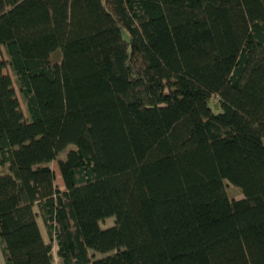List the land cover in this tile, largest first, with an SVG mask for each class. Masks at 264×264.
I'll use <instances>...</instances> for the list:
<instances>
[{
  "label": "trees",
  "instance_id": "trees-1",
  "mask_svg": "<svg viewBox=\"0 0 264 264\" xmlns=\"http://www.w3.org/2000/svg\"><path fill=\"white\" fill-rule=\"evenodd\" d=\"M0 170L5 264H264V0H0Z\"/></svg>",
  "mask_w": 264,
  "mask_h": 264
},
{
  "label": "rangeland",
  "instance_id": "rangeland-1",
  "mask_svg": "<svg viewBox=\"0 0 264 264\" xmlns=\"http://www.w3.org/2000/svg\"><path fill=\"white\" fill-rule=\"evenodd\" d=\"M57 57H58V55H55V58H57ZM1 60H2V61H6V60H7V56H6L4 50H3V55H2ZM3 74H5V75H9L10 77H12V73H11V71H10L9 68L3 70ZM13 84H14V82H13ZM14 88H15V91H16V96H17V98H18V100H19V102H20L21 109H22V111L25 113L24 103H23V101H22V99H21V96H20V94H19V92H18V89H17V87H16V84H14ZM209 105H210V107H211V109H212V111H213L214 113H219V112H221V109H220L219 106H218V101H217V100H214V99L210 100ZM217 106H218V107H217ZM69 149H74V146L70 145L65 151H63L62 153H60V154L58 155L57 160L52 161L51 163H49V167L55 172L56 175L59 174V169H58V159H64L65 156H66V153H67V151H68ZM2 171H3V170H0V172H2ZM56 181H57L58 183L61 184V180L58 179V177H57ZM224 185H225V191H226V194H227V196H228L230 199H234V200H240V199H243L244 196H243L242 191L240 190V188H238V187H236V186L230 184V183L227 182V181L224 182ZM34 210L37 212V207H36V206L34 207ZM38 224H39V227H40V230H41V233H42V236H43L44 242H45L46 244H48V245L51 246V251H52V254H53V262H54V264H61L59 258L57 257V254H56V246H55V243L52 242V241H50L49 238L47 237V235H46V233H45V230H44V228H43V224H42L40 218H38ZM99 225H100V227H101L102 229L110 228V227H112V226L114 225V218L111 217V218H109V219H105L104 221H101V222L99 223ZM104 256H105V255L94 254V259L102 258V257H104ZM0 261H1V264H5V263H4V260H3V257H2V254H1V249H0Z\"/></svg>",
  "mask_w": 264,
  "mask_h": 264
}]
</instances>
